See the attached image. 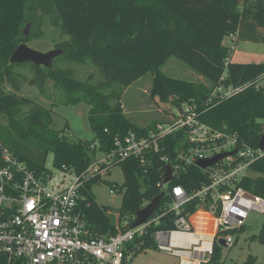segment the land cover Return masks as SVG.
Masks as SVG:
<instances>
[{"label": "trees", "instance_id": "trees-1", "mask_svg": "<svg viewBox=\"0 0 264 264\" xmlns=\"http://www.w3.org/2000/svg\"><path fill=\"white\" fill-rule=\"evenodd\" d=\"M40 11L51 16L52 23L72 38L71 43L61 46L63 55L95 61L108 79L99 86L90 85L49 69L61 76L59 81L66 90L67 103L90 105L89 120L94 132L90 143L72 142L63 132L53 130L51 110L4 92V84L15 66L10 64V58L20 44L30 41L22 32L26 25L36 21ZM244 21L255 23L264 32V0H0V117L5 114L12 126L0 123V142L37 176L44 173L50 154L56 168L68 166L81 173L96 155L90 150L92 143H102L100 150L106 151L115 135L146 131L125 116L120 100L111 105L103 92L108 85L118 83L128 87L152 74V96L161 102L173 107L191 100L202 102L220 81L224 63L230 57V50L223 44L225 37L238 33ZM172 57L210 86L166 76L162 68ZM263 75L262 64L231 63L227 84L257 82ZM201 120L214 129L238 133L246 142L258 146L264 135V87H252L205 110ZM26 139L36 140V146L25 147ZM164 168L158 159L146 175L136 161L122 166L125 185L121 216L135 217L145 201H153L162 193L157 185ZM186 171L170 189L182 186L192 191L205 181L198 168ZM99 182L90 183L85 191L91 202L87 218L100 233L116 234L106 209L99 207L92 196V187ZM240 186L264 199V160L252 166ZM189 207L192 209L194 204ZM243 231L244 228L238 232ZM254 240L264 245V224ZM220 250L216 244L209 264H223L219 261ZM255 262L250 256L244 264Z\"/></svg>", "mask_w": 264, "mask_h": 264}, {"label": "built area", "instance_id": "built-area-1", "mask_svg": "<svg viewBox=\"0 0 264 264\" xmlns=\"http://www.w3.org/2000/svg\"><path fill=\"white\" fill-rule=\"evenodd\" d=\"M238 33L229 35L234 42ZM228 49L223 75L207 99L173 107L165 120L141 127L146 131L115 135L106 151L100 150L102 143H92L90 150L96 155L81 173L68 166L56 168L47 160L44 173L37 176L0 142V264H132L150 240L180 264H209L215 245L222 248L219 241L233 248L248 213L264 214V199L240 186L252 166L264 160V148L238 133L212 128L201 115L252 87H264V75L257 82L227 84L235 50ZM220 155L226 156L212 166H198ZM155 159L165 166L157 185L165 198L158 209L135 229L131 225L137 215H120L117 226L111 223L116 234L100 233L87 218V186L129 161H136L146 175ZM168 165L172 183L190 167L198 168L205 181L192 191L182 186L170 189L172 183H164ZM120 191L112 183L110 194ZM151 202L145 201L140 210Z\"/></svg>", "mask_w": 264, "mask_h": 264}, {"label": "rangeland", "instance_id": "rangeland-1", "mask_svg": "<svg viewBox=\"0 0 264 264\" xmlns=\"http://www.w3.org/2000/svg\"><path fill=\"white\" fill-rule=\"evenodd\" d=\"M34 23L26 25L23 36L30 38L24 42L27 46L40 53L61 49L64 44L71 43L72 38L66 36L62 30L52 23L49 15L42 11L37 13ZM257 26L251 21H244L238 33V41L234 42L232 36H226L224 46L234 48L232 63L264 65V32L257 34ZM38 36L37 38H32ZM244 36V37H243ZM243 38V39H242ZM54 70L61 71L67 77L90 85H100L108 82L101 65L87 58L79 60L61 55L54 61ZM162 72L173 79L210 86L203 77L175 57L170 58L162 68ZM61 76L52 73L49 69L36 68L31 63L15 65L10 76L4 84L6 95H15L18 99H29L33 105H40L53 112L51 128L63 132L72 142L90 143L94 132L89 120L90 105L86 102L67 103L66 90L59 81ZM103 92L108 95L111 105L121 101L124 114L139 127H149L154 123L165 120L166 113L172 112L173 106L164 103L152 96L153 75L147 74L128 87L118 83L110 84ZM29 108H25L28 111ZM0 117L3 126L12 127L9 119ZM25 147L36 146V140L24 142ZM48 160H53L50 154ZM112 183L118 184L121 191L115 195L110 194ZM125 177L121 167L112 170V173L101 182L92 187L94 202L106 209L110 222L117 226L123 205L122 190ZM264 224V214L251 210L246 218L244 231L238 233L236 245L231 249L221 248L219 261L223 264H244L252 256L255 264H264V245L254 240ZM147 245L145 249L135 255L132 264H180V259L160 251L155 242Z\"/></svg>", "mask_w": 264, "mask_h": 264}, {"label": "water", "instance_id": "water-1", "mask_svg": "<svg viewBox=\"0 0 264 264\" xmlns=\"http://www.w3.org/2000/svg\"><path fill=\"white\" fill-rule=\"evenodd\" d=\"M64 54V51L61 49H56L48 53H40L30 49L27 44L22 43L14 51L13 55L10 58L11 65H21L26 63H32L36 67H44L47 69H53L54 61L56 58ZM260 147L264 148V135L260 141ZM226 155L217 156L211 160L201 161L198 163L200 168H208L216 163L218 160L223 159ZM173 181L171 165H168L166 168L165 175V184H170ZM165 198V194L161 193L156 197L145 209L139 210L137 212V220L131 225V229H135L143 225L147 219L154 214L158 209L159 205ZM222 247H225L224 241H219Z\"/></svg>", "mask_w": 264, "mask_h": 264}, {"label": "crops", "instance_id": "crops-1", "mask_svg": "<svg viewBox=\"0 0 264 264\" xmlns=\"http://www.w3.org/2000/svg\"><path fill=\"white\" fill-rule=\"evenodd\" d=\"M257 26V25H256ZM257 34H261L262 31L260 30L259 26H257V29L255 30ZM240 33V32H239ZM244 37V36H243ZM243 39V38H242ZM250 64H258V63H250Z\"/></svg>", "mask_w": 264, "mask_h": 264}, {"label": "bare ground", "instance_id": "bare-ground-1", "mask_svg": "<svg viewBox=\"0 0 264 264\" xmlns=\"http://www.w3.org/2000/svg\"><path fill=\"white\" fill-rule=\"evenodd\" d=\"M189 241V240H188Z\"/></svg>", "mask_w": 264, "mask_h": 264}]
</instances>
